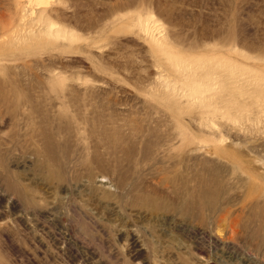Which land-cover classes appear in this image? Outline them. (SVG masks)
Segmentation results:
<instances>
[{
    "label": "rangeland",
    "instance_id": "374dc122",
    "mask_svg": "<svg viewBox=\"0 0 264 264\" xmlns=\"http://www.w3.org/2000/svg\"><path fill=\"white\" fill-rule=\"evenodd\" d=\"M13 27L0 264H264V0H0Z\"/></svg>",
    "mask_w": 264,
    "mask_h": 264
},
{
    "label": "bare ground",
    "instance_id": "6f19581e",
    "mask_svg": "<svg viewBox=\"0 0 264 264\" xmlns=\"http://www.w3.org/2000/svg\"><path fill=\"white\" fill-rule=\"evenodd\" d=\"M46 1H47V0H38L39 3H45ZM19 20H20V19H19ZM16 22H17V21H16ZM12 24H13V23H11V25H12ZM11 25H10V26H11ZM16 25H17V26H20L19 23H15V26H16ZM15 26H14V27H15ZM14 27H13L10 31H8L9 33H7V32H3L2 34H0V36L3 37V35H5L4 33H6V35H7L10 39H12V40H14V39H16V38H20V39H22V38H21L22 36L20 35V34H22V33H19L20 30H19V31H16V30H17V29H16L17 27H16V28H14ZM15 29H16V30H15ZM6 35H5V36H6ZM22 35H23V34H22ZM5 36H4V37H5ZM23 37H24V36H23ZM24 38H25V37H24ZM12 40H11V41H12Z\"/></svg>",
    "mask_w": 264,
    "mask_h": 264
}]
</instances>
